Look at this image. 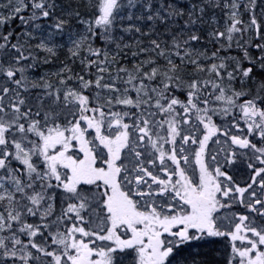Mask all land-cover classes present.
<instances>
[{"label":"snow or ice","instance_id":"1","mask_svg":"<svg viewBox=\"0 0 264 264\" xmlns=\"http://www.w3.org/2000/svg\"><path fill=\"white\" fill-rule=\"evenodd\" d=\"M0 264H264V0H0Z\"/></svg>","mask_w":264,"mask_h":264},{"label":"rangeland","instance_id":"2","mask_svg":"<svg viewBox=\"0 0 264 264\" xmlns=\"http://www.w3.org/2000/svg\"><path fill=\"white\" fill-rule=\"evenodd\" d=\"M246 176H247V172L244 171L243 165H241V174L239 176V179L243 180ZM234 178H236V177H234Z\"/></svg>","mask_w":264,"mask_h":264},{"label":"trees","instance_id":"3","mask_svg":"<svg viewBox=\"0 0 264 264\" xmlns=\"http://www.w3.org/2000/svg\"><path fill=\"white\" fill-rule=\"evenodd\" d=\"M212 11H216L217 16H220V12L218 10H212Z\"/></svg>","mask_w":264,"mask_h":264}]
</instances>
